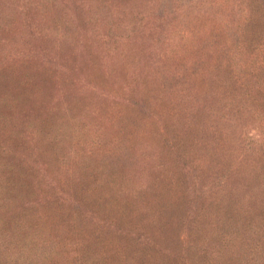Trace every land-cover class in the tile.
<instances>
[{"label":"rangeland","instance_id":"374dc122","mask_svg":"<svg viewBox=\"0 0 264 264\" xmlns=\"http://www.w3.org/2000/svg\"><path fill=\"white\" fill-rule=\"evenodd\" d=\"M67 1L68 11L0 0V264H264V104L250 97L231 115L215 95L213 114L201 110L187 128L177 103L192 81L164 76L199 55L214 69L222 45L204 43L227 24L226 11L200 7L209 0ZM157 3L174 17L149 18ZM116 9L114 34L137 19L139 27L135 41L111 40L104 58L97 30ZM137 13L169 25L155 65L124 55L143 42ZM253 15L257 36L264 17ZM226 42L236 63L213 87L243 99L237 87H251L235 74L250 66ZM141 70L151 78L138 83ZM125 78L137 103L99 95L127 90Z\"/></svg>","mask_w":264,"mask_h":264},{"label":"trees","instance_id":"16d2710c","mask_svg":"<svg viewBox=\"0 0 264 264\" xmlns=\"http://www.w3.org/2000/svg\"><path fill=\"white\" fill-rule=\"evenodd\" d=\"M52 5L61 6L63 9L70 10L71 9V2L67 0H50ZM118 3V5L123 3L126 0H114ZM133 1V0H132ZM171 2V1H170ZM191 0H188L186 4L191 3ZM132 3V2H131ZM185 4V5H186ZM4 7L7 6V3L5 2ZM76 6L78 8L83 7L84 3L81 0L80 2H76ZM157 8H150L148 9V16L149 18H157L159 21L163 20L167 17H174L173 10L171 11V8L168 6L165 10L162 9L158 3L156 4ZM219 9H223V11H226V22L227 24L224 26V28L219 27L218 29H215V33L212 35H207V39L205 40L204 46L206 44H209L210 46H221V53L219 54L220 57L218 58L216 65L214 69L211 71L210 69L205 68L206 61L203 60V56L199 55L195 58L193 57V61L191 65L186 68V66H182L181 61H178L173 71L170 74H167L164 72V76L169 77L171 76L172 79H186L192 81V94L190 97L185 95V91L187 90V85L184 88V95L180 97V102L177 103L178 106H180V110L186 107L187 114L180 113V110L178 114H182L183 116H178L181 118H187V120L182 122V125L190 128L195 122H197L199 115L201 113V110H204V112H207L208 114H213V109L210 107L208 108V100L211 98H215V95H217V102L219 105V108L221 111H225L228 114L236 112L237 109L242 108L241 104H244L243 101H247L250 99V97L257 103V105L264 104V29H260L257 33V36L253 33V27L256 24L255 16L253 15L255 12L260 13V17L263 19V11H264V0H209L200 2V7L204 9H210L218 7ZM255 9L254 11L250 12L251 9ZM116 16H112V19L109 20V22L105 26V30L103 32H98L97 40L102 41L105 45L104 51L101 52V57L106 58V56L111 55L110 51L108 50L107 46L111 40H118L122 37H126L129 40L135 41V34L137 33V29L139 25L137 24L138 19L136 22L131 26V28H125V32L121 31V34H114V32L118 29V22L121 23L122 16V9L121 10H115ZM125 14L126 12L123 11ZM240 15V19L237 23H231V17H235L237 15ZM132 15H136V13H132ZM139 16V24L142 26V31L140 32L141 37L143 38V42H140V45L136 47L134 51H130L127 54H124L126 56L132 55L134 56L136 53H138V56L142 59H147L150 64H157L161 61H163L164 56H162V52L159 50L157 53L154 50L153 46H164L166 42L168 41L167 38V32L169 29V25L162 24L156 22L151 25V23L146 21L143 16L139 15L137 13V17ZM119 19V20H118ZM118 20L117 26L116 23L113 22ZM130 23V22H129ZM79 24V22H78ZM119 31V30H118ZM94 32V30H93ZM163 36L166 38L163 39ZM228 36L231 37V39H234L235 41V51L237 50V53L239 56H237L235 59L237 61H240L243 63H248L250 68L246 72H242L239 75L235 74V76H243L245 79V83L247 85H250L251 88L246 86L237 87L239 88L240 92H243V99L237 98V94L233 93L230 97L224 98L223 95V89L220 88H214L213 85L215 83H218L219 81L223 82V76L225 73L229 72V75L232 73V70L229 71L228 66H232L236 62H234L233 56H230L229 48L227 46V39ZM103 37V38H102ZM103 39V40H102ZM154 41H156L155 45H153ZM169 42V41H168ZM80 47L85 46L86 43H84L82 40L79 41ZM168 47V45H167ZM202 46L199 45L198 49H201ZM110 48V47H109ZM113 52L115 54H123L122 50L118 48H112ZM234 51V52H235ZM105 54V55H102ZM136 63L138 65L142 64V60L139 58H135ZM171 65H166L167 71H169V67ZM51 68V67H49ZM55 68V67H52ZM51 68V69H52ZM206 69V71H205ZM199 75V76H198ZM117 77V76H115ZM252 77V78H249ZM151 77H146L145 73L141 70L140 73L137 75L136 80L138 83H141L143 81H146L150 79ZM171 79V80H172ZM256 80V83H254L253 88L250 84L252 80ZM188 80V81H189ZM199 82H196V81ZM153 81V80H152ZM189 81V83H190ZM80 82L83 83V85H86L87 82H84L83 80H80ZM122 83V81H121ZM124 86H128L127 90L125 89L123 92L119 90H113L111 91H104L101 90L99 92V95L101 97L110 98L115 97L119 100H127L132 103H137L139 99H136L135 96L131 94L136 93L132 90V84L130 78H125L123 81ZM236 86L239 85L237 83H243L242 81L238 82H232ZM135 87V85H134ZM164 90L169 91L170 89H166L163 85L162 87ZM191 88V87H190ZM189 88V89H190ZM98 93V90L96 91ZM113 93V94H112ZM116 93V95H115ZM120 93V95L118 94ZM172 93V91H171ZM112 94V95H110ZM187 94V93H186ZM128 95V96H127ZM146 97V96H145ZM224 98V99H223ZM145 99V98H144ZM221 101V102H220ZM221 103V104H220ZM221 106V107H220ZM149 111H152L149 109ZM232 115V114H231ZM213 139V136H212ZM211 139V140H212ZM164 150H172V147L174 146V143L170 141L169 139L165 138L163 140ZM168 153V152H166ZM56 196V194L54 195ZM75 204L71 205V208H76Z\"/></svg>","mask_w":264,"mask_h":264}]
</instances>
